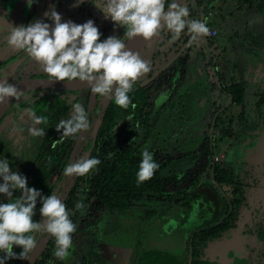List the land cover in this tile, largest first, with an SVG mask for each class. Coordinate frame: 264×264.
Masks as SVG:
<instances>
[{"label":"flooded vegetation","instance_id":"flooded-vegetation-1","mask_svg":"<svg viewBox=\"0 0 264 264\" xmlns=\"http://www.w3.org/2000/svg\"><path fill=\"white\" fill-rule=\"evenodd\" d=\"M222 1L226 3L230 1L233 6L238 3L250 4V7L258 9L264 2V0ZM60 2L61 0H35L29 8L27 0H0V26L3 27V30L0 31V76H6L10 84L24 79L19 74L17 75V72L23 65L27 54L23 50L13 51L7 46V22L13 26H27L44 18L47 23V17L43 14L53 6L61 5ZM185 2L190 10L189 19H199L204 22L208 13L210 15L212 13L206 9L203 11L199 9L198 17H195L191 12L188 0ZM17 3L21 8L25 7L22 15L17 13L19 11V7H16ZM185 32L187 29L181 33L182 35L175 44H171L172 34L167 29L163 30L158 36L151 56L148 55L149 44L143 48L147 50L148 59L153 57L158 44H160V48L165 49L169 39V44L172 45L170 48L174 47L170 52L173 54L177 52L175 50L177 42H186L185 53L177 57L181 68L185 63L184 57L189 54L197 55L203 68H208L216 58V62H220L221 51L219 49L211 48L208 45L197 46V43L190 45L187 42L190 37L186 41L181 40ZM204 37L206 38V36ZM161 55L158 56L160 63L164 60H161ZM33 73L35 75L27 78L48 77L40 64H38V68L33 69ZM214 79L217 88L210 80L206 85L210 90L216 92L215 96L218 98L220 97L219 93H224L227 90L221 85L220 77ZM136 84L143 86L139 82ZM257 92L258 99L255 101V107L264 112L260 109L264 107V103L257 105L261 94L264 96V90L259 89ZM48 93H51L53 98L61 99L66 107L64 113L58 114L55 121L57 124L61 120L70 119L73 111L72 104L80 103L79 98L82 95L85 102L84 108L90 122L88 131L72 137L61 138V134H59L63 132L61 130L55 134V137H51V141H44V137L30 135L27 126H20L19 118L22 117L21 112L24 111L29 119L28 123L33 127L28 113L29 109L32 110L33 105L26 104L35 102L38 97ZM215 101L212 100L210 104L215 105ZM107 103L108 99L99 95H94V99L91 101L90 89L71 91L48 88L25 92L19 101L13 99L9 108L0 117V160L7 158L12 164L11 170L18 171L27 178L28 187L39 190L45 197L55 194L65 204L77 176L65 177L63 170L81 157L92 156L99 132L98 130L95 136L94 128L99 119L102 118L103 121V109ZM217 110L209 123L208 134L210 135H208L207 141H210L211 134L218 130V127L215 126L217 116L220 114L223 119L224 111H220V107ZM179 112H182L181 108L177 113L179 114ZM253 115L256 120L251 122L250 117ZM263 117L264 114L248 110L242 113L238 123L244 131L249 130L250 133H256ZM128 119L129 117H127ZM229 120L228 116L224 121L228 122ZM51 123H54V120L51 119ZM177 123L180 125V120H177ZM135 124L137 123L133 122V119L130 122L121 120L115 126L112 135L118 139L119 128L128 129L132 126L134 129ZM35 127L40 128V125ZM54 145H71L66 163L62 162L61 158L54 162L51 156L53 153H57L51 151ZM86 145H89L87 149H85ZM205 146H208L209 149L206 154H203L201 150ZM215 146L200 145L199 152L191 157L192 163L187 168L189 175L187 176V173L183 172L185 175L176 181L177 185L184 184L180 189L164 190L157 194L149 193L133 203V206L127 210L130 211V219L125 224L115 221V219H119L117 212L108 211L100 204L85 205L83 211L76 208L70 209V219L77 225V231L72 234L73 247L70 249V256L66 260L56 258L53 255L56 248L55 239L50 236L46 244L37 252L34 264H87L89 261H92L93 264H264V218H262L264 212L259 214V211L264 207V176L256 174L255 171L250 174L246 173L244 168H241L246 166L247 169L251 164L260 160L262 154L264 155V152H261L263 146L227 145L222 147L224 153L221 154L220 159H215L213 154ZM220 146L218 145V148ZM65 155L66 150L63 152V156ZM215 167L226 169L228 173H231V180L227 179L218 183L215 180ZM252 170H255V166L252 167ZM173 186L176 187V184ZM20 195L22 193L19 191L15 194L13 192L14 199ZM0 203H4V201L0 199ZM41 207L42 203L38 197L36 215L33 217L37 222L43 219L39 213ZM136 211L143 212L145 219L158 216L161 236L156 230L148 236L147 225H150V229H152L156 228L157 224L140 222ZM107 218H111V220L108 221ZM172 218L178 221L174 227L170 222ZM172 232L175 235L171 236L172 238L168 235L166 241L165 236ZM34 235L37 246L43 238L48 236L47 233L39 232ZM36 250L37 247L29 255H32ZM27 262L28 259L22 264H27Z\"/></svg>","mask_w":264,"mask_h":264},{"label":"clouds","instance_id":"clouds-1","mask_svg":"<svg viewBox=\"0 0 264 264\" xmlns=\"http://www.w3.org/2000/svg\"><path fill=\"white\" fill-rule=\"evenodd\" d=\"M35 0H27L30 8ZM84 0H77V5ZM110 18L116 27L122 26L125 31L122 38L109 36L101 41L102 33L93 20L82 24L72 21L62 22V16L53 6L43 15L53 24L38 20L27 26H13L8 23L6 44L13 51L23 50L27 56L40 64L49 81L86 82L94 95L112 99L122 109L132 104L129 93L133 91L137 80L151 71L149 62L143 60L139 53L126 49V40L142 37L151 41L167 29L172 33L171 40L179 39L187 29L190 35L188 43H197L200 38L210 32L207 24L199 19H189L190 10L186 4L171 0L165 9L166 0H100L94 3ZM3 27L0 26V31ZM24 96L16 85L10 84L6 76H0V105L8 103L9 99L19 101ZM70 119L61 120L56 131L63 130L61 138L72 137L81 132H87L90 122L88 114L81 103L72 104ZM33 127L29 133L35 137L45 136L44 128L36 125L47 124V117L37 115L29 109ZM131 119V117H129ZM23 131L22 129H17ZM100 164L98 158L81 157L75 163L67 165L63 170L65 177L86 176ZM7 158L0 160V194L9 198L7 203H0V264H6L10 259H30L37 247L35 233H47L55 239L53 255L66 260L73 247L72 234L77 231V225L70 219V212L62 200L55 194L42 196L35 188L27 186V178L18 171L10 169ZM159 164L153 153L145 149L137 172V183H143L153 178ZM22 193L12 200L13 191ZM42 207L39 209L42 221L33 219L37 198ZM83 211V200L75 205ZM14 246L22 251L17 254Z\"/></svg>","mask_w":264,"mask_h":264},{"label":"rangeland","instance_id":"rangeland-1","mask_svg":"<svg viewBox=\"0 0 264 264\" xmlns=\"http://www.w3.org/2000/svg\"><path fill=\"white\" fill-rule=\"evenodd\" d=\"M89 1H90V3H89ZM227 2L228 3H226V5H224V7H221L219 9L218 13H216L215 15L209 16L207 18V22H205V23L207 24L208 28H211L213 25H219L221 28L220 30L223 33L222 36L223 35H229V31L231 28H232V30L234 29V30L239 31V33L244 32L245 30H243V24L246 22V20L249 21L250 17L253 15V13L250 11L252 9L250 7V4L249 5L241 4V6L239 7L240 9L238 8L239 10L234 11L233 10L234 9L233 4L230 1H227ZM94 3H100V0H84V2L82 4H79L78 6H76L77 0H61V2H60L61 5H58L57 7H55V10L62 16V22H66V21L70 20L76 24H82V23H85L91 19L94 21L95 26L98 27L99 30L101 28L103 29L104 27H110V31L107 33L106 39L109 36H116L117 38H122L124 35L123 27L122 26L116 27L114 25V22H112L110 18L106 19L104 14L96 7V5ZM16 7H19V11L17 13L19 15H22L23 11L25 10V7L22 6V8H21V6L18 5V3L16 5ZM215 10L217 11V9H215ZM46 19H47L46 20L47 23L53 24V21L49 20L48 18H46ZM44 22H45V20H44ZM251 31L254 34L259 35V33L264 31V22L261 23L260 26L254 28V29L252 28ZM239 38L240 37H231V38L229 37V41L226 43V45H227L229 43H234L237 41L241 42V44L238 45V47L236 48V51H235V53L238 52L237 55L239 57L235 56L236 57V60H235L233 58L232 54L229 55V53L226 54V57L231 58L230 61H231L232 65H234L235 63H239V65L244 66V68H245L244 76H246L247 80L254 81L253 82L254 84H255L256 80H259V81L264 80V74L262 72H259V71L251 72L250 69L252 68V66L250 68V65L247 64L248 63V61H246L247 58L243 57V59H242V56H240V55L246 54L248 56L253 55L251 57V59L257 58V54H255V53L251 54L253 52H251L250 49L246 48V47H248L246 42H248L250 39L247 38L245 40H243V39L239 40ZM162 43H163V38H162ZM167 43L169 45V39L167 40ZM161 49H164V48H160V44H158L157 47H155V52L153 54V57H151L149 59L147 58V53H146L147 50L146 49H143V50L141 49L142 51L140 50V52H141V53L139 52L140 57L143 60L149 62L151 71L149 73L143 75L142 77H140L137 80V82H139L141 85H143L148 92L151 91L150 88H155V89H153V92H159V90H160L161 94L158 96V99H157L158 101H161L163 99V97L169 93H171V95H170V97H168V99L177 98L180 95L178 93L179 92L182 93L183 89H184L183 88L184 86H182L181 84H183V83L185 84L187 82V80L190 79L191 76H193V74L195 73L193 70H191V75H190L189 69H188L189 68V62L192 59H194L193 55H190V58L184 57L185 61L187 63L183 64V66H182L183 72L181 73V71L176 70V68H174L173 70L168 69L169 67L179 66L180 63H179V61H177V57L180 56L179 49L176 50L177 51L176 54L170 53L172 51L171 50L172 48H170V47H167V48L165 47V51H161ZM159 54H162L161 60L164 59V61L162 63H160L161 61L158 59ZM164 54H166V55L164 56ZM153 62H154V64H152ZM38 64L39 63H37L35 60H32L27 56L25 61L23 62V65L18 70L17 75L19 74L23 78H27V77H31V76L35 75L33 73V69L36 67L38 68ZM236 69H238V68H236ZM259 81H257V82H259ZM200 83H201V86H200L201 88L199 91L196 89L197 91L195 93L187 94V97L189 99L193 100V104L189 110V113L187 111V112H184V114H183V112H179V114H178L175 112L174 109H173L174 111H170L172 109V108H170L171 107L170 104H166L167 107L166 108H165V106L163 107L165 109H163V110L160 109L157 111V113H156L157 116L155 115L156 118L153 120V122L150 121L152 123L150 133L146 136V138H148V140L151 142V144L148 146L149 150L157 148V149H160V151H159L161 153L160 155H163L164 153H170L171 155L173 154L174 156H178V155L182 156L181 153H185V151L188 150L190 146L192 147V149H193L194 145L197 146V148L194 149L193 151L191 150V152L198 153L199 152V146L202 145V142H203V145L208 142L207 141L208 135H210V134H208V131H207L208 128H205L206 131H205V133L201 134V136L196 135L195 129H193V127L196 125V123L199 122L200 117H199L198 113H197L198 115H195V112L191 109L200 108V106H198V104L197 105H196V103L194 104V98H196L199 95L198 93H201V95L205 94L202 89L205 88V86H206V80L203 79V80H201ZM191 87L194 88V86H191ZM250 87L252 88V90L250 89ZM250 87L248 85V87L246 89L247 92L249 90H251L253 92L256 91L255 87L253 88L251 85H250ZM156 88H159V90H156ZM253 92L249 93V95L247 94L245 96V100H247V101L249 100L250 103L252 101L254 102ZM243 95H244V92H243ZM206 96H207V94L205 95V97ZM207 98H209L208 102L210 103L216 97L214 94H209L207 96ZM79 99H80L79 100L80 103L84 106L85 102H84L83 96L80 95ZM157 105H159V104L157 103ZM250 105L245 104L243 106L250 107ZM155 107H157V106H155ZM247 107L244 110V112L247 110ZM234 109L235 108H233L232 110H234ZM21 115H22V117L19 118L18 124L20 126H27L28 128H30L31 125L28 123L29 119H27L28 118L27 114H25V112L22 111ZM228 116L231 119V125H232L231 128L234 131L235 136L223 138V137H221L218 130H215L211 134L212 142L209 141L208 143H209V145H216L214 150H213V154L215 156V159H220L221 154L224 153V150L222 147H226L227 145H255V144L256 145L259 144L261 146L264 145V143H262V141L260 142V140L258 139L259 138L258 134H261L264 131L258 130V132H256V133H250V132H248L249 130H247V132L244 133V130L242 129V127L239 126V123H238L241 118H238L237 116H233V115L230 116V114H228L227 111L224 110L223 119L225 120ZM204 118L205 117H203V119ZM177 120H180V123L182 122V120H185V121H183L180 125H178ZM252 120L253 121L256 120L254 115L250 117L251 122H252ZM208 122H209V120L207 119V123ZM262 122L263 123L260 125L259 129L261 127L264 128V117H263ZM205 126H206V124H205ZM252 126H253V124H252ZM168 127H169L170 131H172V133L168 130ZM127 131L128 130H126L124 127L119 128V130L117 131V138H121V139L124 138L126 136ZM174 132L176 134H173ZM164 139H166L165 140L166 142H164ZM263 142H264V140H263ZM218 145H221L220 148H218ZM262 158H263V155H262ZM189 160H191V158H189ZM177 162H179L180 165H176V167H175V172L179 173L177 175V179H175V180L182 178L183 175H185L184 173H187V176H188L189 170L187 168L190 166V163H192V161H188V158H186L185 156L179 158V160ZM186 164H188V165H186ZM9 166L11 169L12 164H10ZM0 183H3L2 178H0ZM174 184H176V187L173 186ZM182 186H184V184L177 185V183L174 182L173 179H171V178H169L165 181V189L166 190L180 189ZM0 199H2L4 201V203H7L9 200V198L6 197L4 194H0ZM10 199L14 200L13 197ZM135 213L137 214L138 220L140 222H145V223L150 222L151 224L152 223L157 224L156 228H154V227L152 228L153 230L150 229V225L149 226L147 225V235L148 236H149V234H152L154 230H156L158 232V235L161 236V231L159 228L160 227V225H159L160 220L158 219V216L149 217L148 219H145V216H144L145 214L143 212L136 211ZM117 217L119 219H115V221H117L118 223L125 224L130 219V211L118 213ZM107 220L110 221L111 218H107ZM170 222L173 223V227H174L176 225V222H178V221H176L175 219L172 218L170 220ZM168 235L171 237V236H174L175 234L173 232L170 234H167L165 236L166 241H167ZM148 236H146V237H148ZM162 238H163V236L161 237V239Z\"/></svg>","mask_w":264,"mask_h":264},{"label":"trees","instance_id":"trees-1","mask_svg":"<svg viewBox=\"0 0 264 264\" xmlns=\"http://www.w3.org/2000/svg\"><path fill=\"white\" fill-rule=\"evenodd\" d=\"M197 1L201 2V0ZM168 3H171V0H166L165 7ZM259 7L264 9V2ZM123 30L125 31L124 28ZM99 31L102 33L100 39L103 41L110 31V27L101 28ZM225 88L232 97V103L240 104L243 102L244 84L232 81ZM129 96L135 108L130 105L129 108L122 109L114 103V100L108 99V103L103 109V121L91 156L92 158H98L100 164L88 175L76 177L70 196L65 203L69 212L70 209L75 208L78 202L83 200L84 205L89 204L94 206L100 204L108 211L123 213L129 210L133 206V203L141 199L143 195L149 193L157 194L166 190L164 183L167 179L171 178L174 182L177 181L175 179H177L179 173L175 172V167L179 164L177 161L181 157H175L170 153L160 155V149L157 148L148 149L151 142L146 136L150 133L152 126L150 122L151 102L148 91L145 87L135 83L133 91L129 93ZM171 103L177 104L178 107L180 106L179 103L182 104V110L187 112L190 100H187L182 95L172 100ZM262 103H264L263 94H261V98L257 101V105ZM28 104L33 105L32 110H35L38 115L47 117V124L40 125V128L45 129L44 141L50 140L52 136L55 137V134L58 133L56 131L58 124L55 121L58 118V114L66 111L62 100L53 98L52 94L48 93L38 97L35 102H28L26 105ZM216 111L218 110L216 109ZM127 117H131V119L127 120ZM51 119L54 120V123H51ZM132 119L133 122L137 123L134 125V129L131 126V128L126 129L128 131L124 138L115 139L112 135L115 126L121 120L130 122ZM215 126L219 127L218 131L221 137L235 136L231 128V119L225 122L219 114L215 120ZM59 134L62 135V133ZM208 142L204 145H209ZM64 143L66 144V141ZM88 146L86 145L85 149ZM70 149L71 145H54L51 149V151L57 152L51 155L54 162L61 158L62 162L66 163ZM145 149L153 153L154 159L159 164V168L152 179L138 184L137 172L142 159V152ZM208 149L209 147L205 146L201 151L203 154H206ZM65 150L66 155L63 156ZM231 177V173H228L226 169L215 167V180L218 183H222L227 179L231 180ZM13 192L15 194L17 191L14 190ZM13 251L19 254L22 249L14 246ZM4 255V253H0V257ZM6 264H21V259H10L6 261ZM87 264H93V262L89 261Z\"/></svg>","mask_w":264,"mask_h":264},{"label":"crops","instance_id":"crops-1","mask_svg":"<svg viewBox=\"0 0 264 264\" xmlns=\"http://www.w3.org/2000/svg\"><path fill=\"white\" fill-rule=\"evenodd\" d=\"M188 4L190 5V7H191L190 9L193 12L194 16L198 17L199 9L201 7L203 8V10L206 9V10L211 11L212 12L211 15H215L216 13H218V11L221 7H224V5H226V2H223L222 0H201V2H198L197 0H188ZM240 6H241V4L238 3V5L233 7L234 8L233 10L234 11L239 10ZM251 8L252 9L250 11L253 13V15L250 17L249 21L246 20V22L243 24V30H245L244 32L239 33V31L234 30V29L232 30V28H231L229 31V35H223L222 36L223 33L220 30L221 29L220 26L219 25H213L209 29H216L217 34L215 36H206V38L205 37L200 38V40L197 42V46H200V45L201 46H207L208 45L214 49H216V48L221 49V51H226V53L227 54L229 53V55L232 54L233 58L236 60V57H239V56L237 55L238 52L235 53V51H236V48L238 47V45L241 44V42L237 41V42L229 43L226 45V43L229 41V37L230 38L231 37H240L239 40L240 39L245 40V39L249 38L250 40L248 42H246L248 45V47H246V48L250 49L251 52H253L251 54H254V53L257 54V58L251 59V57L253 55L248 56L246 54H243L240 56H242V59H243V57L247 58V60H246V61H248L247 64L250 65V68L252 66V68L250 69L251 72L259 71V72H262L264 74V31L259 33V35L254 34L251 31L252 28L254 29V28L260 26V24L264 22V9L254 8L253 6ZM215 9H217V11ZM211 15L208 13V16L204 19V22H207V18ZM190 55L191 54L187 55V57L190 58ZM230 59L231 58H229V57H227V59H226V65L227 66L219 65L218 71H217V77H220L221 85L224 87H227V84H230L232 81L245 84L243 103L242 102L240 104L232 103V97L228 91H225L224 93L223 92L219 93L220 97L216 98L215 105L210 104L208 102L209 98L205 97L206 93L202 94V95H201V93H198L199 95L196 98H194V104L195 103H196V105L198 104V106H200L201 109L197 108V107H196L197 109H195V108L191 109L195 112V115L199 114V117H200L199 122L196 123V125L193 127V129H195L196 135L201 136V134L205 133V131H206L205 128H209V123L212 120L213 114H215L216 109H219V107H220V111L225 110V111H227L228 114H230V116L233 115V116H237L240 118V116L242 115V113H244V110L247 107V106H243V105H245V104L250 105L251 104L250 107H247L246 111L252 110L254 113L258 112L261 115L264 114L263 111H259V109L255 107V101L258 99V96L256 94L258 93L257 91L259 89H261V91L264 90V80H260V81L256 80L255 84L253 83L254 81L247 80L246 76H244V72H245L244 66L239 65V63H235L234 65H232ZM185 63H187V62L185 61ZM185 63H183V64H185ZM183 64H182V66H183ZM201 66H202V63L198 59L197 55L194 56V59H192L189 62V68L188 69H189L190 75H191V70H193L195 73L193 74V76H191L190 79L187 80V82L185 84L183 83L181 85L184 87L194 86L196 88V86L201 82V80L209 79L210 81H213L212 83L214 84V87L217 88V85H216V82L214 79L215 75H213L211 73L210 67L203 68ZM236 68H238V69H236ZM206 69H207V72L210 74L209 77H207V75H206V71H205ZM182 72H183V68H181V73ZM257 81H259V82H257ZM248 85H249V87H250V85L253 88L255 87L256 91H254V92L251 91L252 88L250 87L251 90H249L247 92L246 89H247ZM153 89H155V88H150L151 91L148 92V94L150 95V102H151V120L150 121L153 122V120L156 118L155 115H156L157 111L160 109H162V110L165 109L167 107L166 104H170V106H171L170 108H172L170 111L175 110L176 113L178 112V110L181 108L182 104H180V106H179L180 108H179L177 106V104L171 103L172 100H175L176 98L175 99H168V95H166L163 97V99L161 101H158L157 99H158V96L161 94V91L159 90V88H156V90H159V92H153ZM252 92H253L254 102L252 101L250 103L249 100L248 101L245 100V96L247 94L249 95V93H252ZM178 94H180L179 96L183 95V93H180V92ZM170 95H171V93H169V97H170ZM186 98L188 99L187 96H186ZM157 103L159 105H157ZM155 106H157V107H155ZM164 106H165V108H163ZM233 108H235V109L232 110ZM260 109L264 110V107H262ZM182 112L184 113L183 110H182ZM203 117H205V118L203 119ZM207 119L209 120L208 123H207ZM205 124H206V126H205ZM254 129H255V127H254ZM168 130L170 131L169 127H168ZM207 131H208V129H207ZM261 131H264V128H262ZM170 132L172 133V131H170ZM175 132L173 134H176ZM246 132L247 131H244V133H246ZM165 140L166 139H164V142H166ZM202 145H203V142H202ZM263 147H264V145H263ZM263 147H262L261 152H264ZM196 148H197V146H195V145H194L193 149L190 146L188 150H186V151L184 150L185 153H181V154L183 156H185L186 158H188V161H190L189 158L193 157V155H195V153H196V152H191V150L193 151ZM178 156H180V155H178ZM263 157H264V155H263ZM178 165H180V164H178ZM186 165H188V164H186Z\"/></svg>","mask_w":264,"mask_h":264},{"label":"water","instance_id":"water-1","mask_svg":"<svg viewBox=\"0 0 264 264\" xmlns=\"http://www.w3.org/2000/svg\"><path fill=\"white\" fill-rule=\"evenodd\" d=\"M178 3H182V4H186L185 0H178ZM167 10V8H166ZM200 11H203V8L201 7L200 8ZM192 12V11H191ZM193 13V12H192ZM44 18H43V22H44ZM184 33V32H183ZM182 35V34H181ZM180 35V36H181ZM188 37H190L189 33L188 32H185V35H183V38L181 39L182 41H186L188 39ZM158 39V36L157 37H153L151 41H145L142 37H135L133 38L132 40H126L125 43H126V49L128 50H131L133 52H137L139 53L140 50L147 45L149 44V49H148V55L151 56L153 50H154V46H155V43ZM178 40V39H177ZM171 41V44H175V42L177 41ZM180 40V41H181ZM188 42V41H187ZM171 44L168 45L167 43V47H170ZM177 48L175 50H178L179 49V54H184L185 51H184V48L186 45V42H177ZM174 49V47H172V50ZM141 50V51H142ZM165 51V49H164ZM219 51H221V49H219ZM141 53V52H140ZM226 51H221V54H219V57H220V62H216V59H214L211 63V65L209 66L210 67V70H211V73L213 75H215L214 78L217 79V71H218V67L219 65H224L226 66ZM148 58V57H147ZM163 60V59H162ZM164 61V60H163ZM162 61V62H163ZM176 68V70H179L181 71V67L180 65L179 66H174V67H169L168 69H174ZM206 71V75L207 77H209V73L207 72V69L205 70ZM205 80V79H204ZM209 79L206 80V84L208 82ZM14 85H16V87L23 93L29 91V90H35V89H60V90H71V91H77V90H82V89H90L89 86L87 85L86 82H80L79 80H76V81H73V82H64V81H49V77H35V78H24V79H21L19 81H16L14 83H12ZM201 86V83L197 85V87L195 88H192V87H187L185 88L184 87V90H183V95L184 97L186 98L187 94H190V93H195L197 90L199 91L200 90V87ZM197 89V90H196ZM212 89V88H211ZM204 91V93H206L207 95L209 94H214L216 95V92L215 91H212L210 90V88L207 87V85L205 86V88L202 89ZM188 92V93H187ZM215 92V93H214ZM168 97H169V94H167ZM216 97V96H215ZM217 98V97H216ZM216 98L214 100H216ZM94 99V94L91 92V101ZM187 99V98H186ZM189 100V98H188ZM13 101V99H9L8 103L6 104H2L0 105V117L1 115L9 108L11 102ZM216 103V101H215ZM193 104L192 101H190L189 103V108H188V113H189V110L191 108V105ZM183 106V105H182ZM182 109V108H181ZM184 114V113H183ZM187 117V116H186ZM101 122H102V118L99 119L96 123V126L94 128V135L96 136L98 130H99V127L101 125ZM263 123V122H262ZM261 123V124H262ZM259 135V140L260 142L264 140V132H262L261 134H258ZM210 141L212 142V139L210 137ZM256 145V144H255ZM257 146H260L259 144ZM263 146V145H262ZM255 166V170H252V167ZM241 168H244L243 170L246 172V173H252L255 171V173H259L261 174L262 176H264V157L261 158L260 160L254 162L253 164H251V166H249V168L246 169V166L245 167H241ZM264 212V207L262 208V210L259 211V214L263 213ZM264 218V214H263V217ZM264 221V219H263ZM50 237V235L48 234L47 237L43 238L42 241L38 244L37 246V250L32 254L30 255V259H28V262L27 264H34L36 258H37V252L46 244V242L48 241V238ZM27 259H23L21 260V264Z\"/></svg>","mask_w":264,"mask_h":264},{"label":"built area","instance_id":"built-area-1","mask_svg":"<svg viewBox=\"0 0 264 264\" xmlns=\"http://www.w3.org/2000/svg\"><path fill=\"white\" fill-rule=\"evenodd\" d=\"M217 34V30L216 29H210V32L208 35L210 36H215Z\"/></svg>","mask_w":264,"mask_h":264}]
</instances>
